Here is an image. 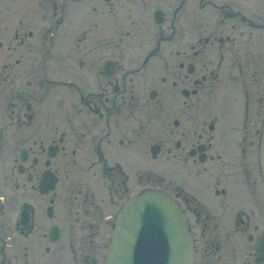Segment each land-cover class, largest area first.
Instances as JSON below:
<instances>
[{
	"label": "flooded vegetation",
	"instance_id": "flooded-vegetation-1",
	"mask_svg": "<svg viewBox=\"0 0 264 264\" xmlns=\"http://www.w3.org/2000/svg\"><path fill=\"white\" fill-rule=\"evenodd\" d=\"M199 94L194 140L147 155L196 167L163 187L195 264H264V0H0V264H105L115 212L155 187L142 115L179 126Z\"/></svg>",
	"mask_w": 264,
	"mask_h": 264
},
{
	"label": "water",
	"instance_id": "water-1",
	"mask_svg": "<svg viewBox=\"0 0 264 264\" xmlns=\"http://www.w3.org/2000/svg\"><path fill=\"white\" fill-rule=\"evenodd\" d=\"M261 162L264 174V126ZM107 264H193L194 244L180 205L159 190L129 198L116 215Z\"/></svg>",
	"mask_w": 264,
	"mask_h": 264
},
{
	"label": "rangeland",
	"instance_id": "rangeland-1",
	"mask_svg": "<svg viewBox=\"0 0 264 264\" xmlns=\"http://www.w3.org/2000/svg\"><path fill=\"white\" fill-rule=\"evenodd\" d=\"M185 36L186 37H183L184 39L189 37L188 34H186ZM124 40L125 42L132 41L131 39L127 38H125ZM173 94H175V92H173ZM187 106L188 110L186 115L180 116L174 113L172 116V119L176 117L180 118L179 126H175L172 120L166 124L165 122L162 124V122H160L157 118L154 121L153 118H148L142 115L141 123L143 126L142 128H145V133L144 137H142L141 147V176L147 178L145 173L147 169H151L153 176L156 179V183L154 182L155 185L157 184L158 186L166 187L170 181H172L174 185H184L185 183V172L183 173V169L187 166L190 167L188 163H184L183 161L181 162L179 157L173 156L172 154H167L166 152H162L157 157V159H151V157L147 154H149V144L154 141L157 142L161 140V142H165L164 145L165 147H167L169 144L166 143V139L170 137L173 148L175 141L179 139H184L188 143V145L192 140H194V138L196 137L195 134L200 131V94L197 97L189 99ZM143 113L144 112H142V114ZM146 113L147 112H145V114ZM166 133H168L167 137L165 135ZM145 157H147V159H145ZM193 167L194 169L190 167L188 173L196 171V167ZM62 205L63 201H61V207Z\"/></svg>",
	"mask_w": 264,
	"mask_h": 264
}]
</instances>
